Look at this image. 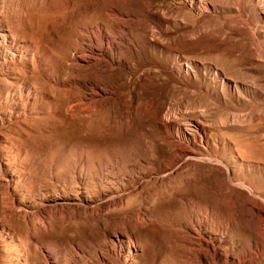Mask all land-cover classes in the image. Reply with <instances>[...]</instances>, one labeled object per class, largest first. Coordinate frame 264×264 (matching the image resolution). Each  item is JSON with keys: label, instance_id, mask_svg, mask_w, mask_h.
<instances>
[{"label": "rangeland", "instance_id": "374dc122", "mask_svg": "<svg viewBox=\"0 0 264 264\" xmlns=\"http://www.w3.org/2000/svg\"><path fill=\"white\" fill-rule=\"evenodd\" d=\"M0 264H264V0H0Z\"/></svg>", "mask_w": 264, "mask_h": 264}]
</instances>
